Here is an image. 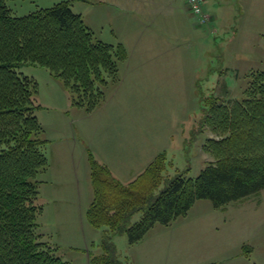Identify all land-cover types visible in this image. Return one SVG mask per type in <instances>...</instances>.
<instances>
[{
	"label": "rangeland",
	"instance_id": "374dc122",
	"mask_svg": "<svg viewBox=\"0 0 264 264\" xmlns=\"http://www.w3.org/2000/svg\"><path fill=\"white\" fill-rule=\"evenodd\" d=\"M62 2L71 3L96 41L123 44L129 58L93 113L74 106L61 81L51 77L50 83L48 70H20L39 84L36 115L48 141L49 167L38 177L45 241L68 264H102L107 241L119 264H264V190L226 209L198 200L187 216L157 224L134 245L126 234L93 227L88 217L95 198L90 154L125 185L160 153L167 178L195 179L215 161L203 150L214 137L204 124V101L243 100L251 75L264 72V0H204L203 24L189 0H17L8 6L24 17Z\"/></svg>",
	"mask_w": 264,
	"mask_h": 264
},
{
	"label": "trees",
	"instance_id": "16d2710c",
	"mask_svg": "<svg viewBox=\"0 0 264 264\" xmlns=\"http://www.w3.org/2000/svg\"><path fill=\"white\" fill-rule=\"evenodd\" d=\"M12 1L17 0H0V264H68L41 233L38 177L49 167L48 141L41 138L44 130L36 115L39 84L20 70L25 65L48 70L72 94L74 106L93 113L106 101L103 89L109 80H119L120 64L129 54L123 44L96 41L70 2L15 17L8 6ZM204 103V124L214 137L203 150L215 161L195 179L180 173L165 177L167 159L160 153L125 185L90 154L95 198L88 217L93 227L126 234L134 245L157 224L187 216L198 200L226 209L264 190V72L251 75L243 100ZM139 211L142 219L131 224ZM104 248L107 254L99 262L119 264L108 241Z\"/></svg>",
	"mask_w": 264,
	"mask_h": 264
},
{
	"label": "built area",
	"instance_id": "2783aa9c",
	"mask_svg": "<svg viewBox=\"0 0 264 264\" xmlns=\"http://www.w3.org/2000/svg\"><path fill=\"white\" fill-rule=\"evenodd\" d=\"M189 6L195 15L202 14V0H189ZM201 22H205L204 19Z\"/></svg>",
	"mask_w": 264,
	"mask_h": 264
},
{
	"label": "crops",
	"instance_id": "0c3cea01",
	"mask_svg": "<svg viewBox=\"0 0 264 264\" xmlns=\"http://www.w3.org/2000/svg\"><path fill=\"white\" fill-rule=\"evenodd\" d=\"M206 2L208 1V0H205ZM213 17V16H212ZM212 18H211V16H210V20H211ZM213 19H214V17H213ZM51 77H53L52 75L50 76V83H53L54 81L52 80V78ZM52 81V82H51ZM56 85V84H55ZM57 87V86H56Z\"/></svg>",
	"mask_w": 264,
	"mask_h": 264
}]
</instances>
